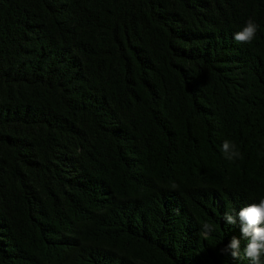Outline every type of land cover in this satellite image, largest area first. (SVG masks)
Wrapping results in <instances>:
<instances>
[{
  "label": "trees",
  "instance_id": "16d2710c",
  "mask_svg": "<svg viewBox=\"0 0 264 264\" xmlns=\"http://www.w3.org/2000/svg\"><path fill=\"white\" fill-rule=\"evenodd\" d=\"M262 196L264 0H0V264H250Z\"/></svg>",
  "mask_w": 264,
  "mask_h": 264
},
{
  "label": "clouds",
  "instance_id": "9594fccd",
  "mask_svg": "<svg viewBox=\"0 0 264 264\" xmlns=\"http://www.w3.org/2000/svg\"><path fill=\"white\" fill-rule=\"evenodd\" d=\"M259 25L249 18L244 26L233 34V39L240 44H251L256 38ZM228 160L242 158L235 142L225 140L221 148ZM224 222L228 225L241 226L242 236L245 238L244 256L250 264H264V196L258 202L246 204L239 211H228L224 213ZM216 226L208 221L201 222L200 235L204 238L211 237L216 231ZM241 240L233 236L229 243L220 251L222 254L230 255L234 259L240 258Z\"/></svg>",
  "mask_w": 264,
  "mask_h": 264
}]
</instances>
